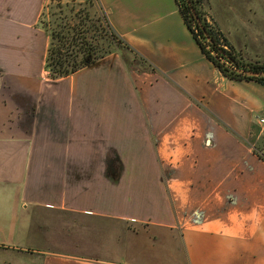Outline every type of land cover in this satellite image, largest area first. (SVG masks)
I'll return each instance as SVG.
<instances>
[{
    "label": "crops",
    "instance_id": "crops-1",
    "mask_svg": "<svg viewBox=\"0 0 264 264\" xmlns=\"http://www.w3.org/2000/svg\"><path fill=\"white\" fill-rule=\"evenodd\" d=\"M47 1L0 0V238L27 249L0 264H264V239L226 252L209 223L264 203V85L223 76L177 0H96L148 69L111 53L52 80ZM235 1L200 7L238 51L260 9Z\"/></svg>",
    "mask_w": 264,
    "mask_h": 264
},
{
    "label": "trees",
    "instance_id": "trees-1",
    "mask_svg": "<svg viewBox=\"0 0 264 264\" xmlns=\"http://www.w3.org/2000/svg\"><path fill=\"white\" fill-rule=\"evenodd\" d=\"M189 1L200 20L201 27L185 0H177L179 10L202 52L213 65L227 78L254 80L264 85L262 76H248L235 71L241 68L264 72V62H248L241 59L240 53L236 52L227 38L206 21L200 7L202 0ZM95 3L97 7L92 14L89 9H92ZM37 25L49 35L44 71L52 80L91 66L106 55L118 53L121 49L134 53L112 29L105 11L96 0L84 2L48 0L41 10ZM204 32L210 41L206 39Z\"/></svg>",
    "mask_w": 264,
    "mask_h": 264
},
{
    "label": "rangeland",
    "instance_id": "rangeland-1",
    "mask_svg": "<svg viewBox=\"0 0 264 264\" xmlns=\"http://www.w3.org/2000/svg\"><path fill=\"white\" fill-rule=\"evenodd\" d=\"M245 2V0H243ZM77 2V1H76ZM234 3L236 4H243V2L241 0H236ZM97 4L95 3L94 6L92 7V9H89L91 11V13H94V9L97 7ZM235 5V4H233ZM254 5L260 9L259 12L257 13V17L256 19H248V22H246L248 24V27L246 26L247 24L244 23V21H242L244 23V27H243V33L240 34L239 33V29H233V31H229L230 33V38L233 42L238 43L240 45V50L237 51V47L235 48L231 43V45L233 46V48L236 50V52H241L239 55H241V59L245 60V61H254L253 59L255 58H260L259 62H264V40L259 41V42H255L252 39V36H250V32H246V31H264V0H254ZM205 14V13H204ZM96 17V16H95ZM205 18L206 21L209 24L214 25V23L211 21L210 17L207 16L205 14ZM245 20V19H244ZM247 20V19H246ZM225 24L228 26V30H230V27L228 24H230L229 21H224ZM251 25V26H249ZM241 26H239L240 28ZM252 27V28H250ZM227 36L228 33L226 32ZM225 36V35H224ZM227 38V37H226ZM228 40V38H227ZM229 41V40H228ZM243 44H245L246 46H244ZM237 45V46H239ZM116 53V52H115ZM119 56L126 62V64L129 66V69H134V70H147L148 66L134 53L129 52L128 50L125 49H121L118 52ZM242 54L244 55V57L242 56ZM4 231L9 232L10 229L6 228L4 229ZM4 236L7 235V233L3 234ZM15 243L10 242L9 238L6 236L5 238H0V253L2 254V252L6 253V254H11V256H13V253H20L17 250H27V249H12V247H14ZM23 244V243H22ZM20 247V246H19ZM22 253V252H21ZM31 257L29 255L27 256H22V259H18L19 261H17V264H31L30 262Z\"/></svg>",
    "mask_w": 264,
    "mask_h": 264
},
{
    "label": "clouds",
    "instance_id": "clouds-1",
    "mask_svg": "<svg viewBox=\"0 0 264 264\" xmlns=\"http://www.w3.org/2000/svg\"><path fill=\"white\" fill-rule=\"evenodd\" d=\"M209 223L217 226L211 235L218 238L226 252L234 253L237 242L243 244L257 236L264 239V203L230 207L222 216Z\"/></svg>",
    "mask_w": 264,
    "mask_h": 264
},
{
    "label": "water",
    "instance_id": "water-1",
    "mask_svg": "<svg viewBox=\"0 0 264 264\" xmlns=\"http://www.w3.org/2000/svg\"><path fill=\"white\" fill-rule=\"evenodd\" d=\"M185 1H186V3L189 5V7H190V11H191V13H192L194 19L197 21V23H198V24L200 25V27H201L200 20H199L197 14H196L194 8L191 6L190 1H189V0H185ZM204 35H205L206 39H207L208 41H210V38L208 37V35H207L206 32H204ZM235 71L238 72V73H242V74H244V75H248V76H262V77H264V72H253V71H250V70H243V69H241V68L235 69Z\"/></svg>",
    "mask_w": 264,
    "mask_h": 264
},
{
    "label": "built area",
    "instance_id": "built-area-1",
    "mask_svg": "<svg viewBox=\"0 0 264 264\" xmlns=\"http://www.w3.org/2000/svg\"><path fill=\"white\" fill-rule=\"evenodd\" d=\"M226 64L227 65H231L230 63H227L226 62ZM232 66V65H231ZM259 122L261 123V124H263L264 125V117H261L260 119H259ZM263 145H262V148L260 149V154H263L264 153V131H263Z\"/></svg>",
    "mask_w": 264,
    "mask_h": 264
}]
</instances>
